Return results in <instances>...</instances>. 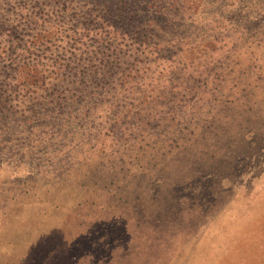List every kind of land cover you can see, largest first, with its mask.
<instances>
[{
    "label": "rangeland",
    "instance_id": "1",
    "mask_svg": "<svg viewBox=\"0 0 264 264\" xmlns=\"http://www.w3.org/2000/svg\"><path fill=\"white\" fill-rule=\"evenodd\" d=\"M63 1L74 22L109 0H0V43L21 5ZM176 2L178 51L125 67L142 84L0 136V264H264V0ZM46 35L50 75L76 39Z\"/></svg>",
    "mask_w": 264,
    "mask_h": 264
},
{
    "label": "trees",
    "instance_id": "2",
    "mask_svg": "<svg viewBox=\"0 0 264 264\" xmlns=\"http://www.w3.org/2000/svg\"><path fill=\"white\" fill-rule=\"evenodd\" d=\"M117 1V9H113V0H109L105 2L108 6L104 11L91 5L79 11L72 10L76 17L80 15L74 22L65 1L64 6L61 2V5L51 4L48 11L47 7H36L39 9L36 11L33 7L31 9L21 5L20 12L25 13H18L20 18L15 25L9 27L5 40L0 43V136L14 137L28 132L29 123L35 124L42 120L62 122L79 119L82 117L79 114L82 102L94 103L111 87L113 91H117L125 84L144 82L129 80L124 75L127 64L135 67L137 62L143 63V59L139 58L140 54H157L156 51L160 48L167 50L168 52H164L167 55L178 51L184 39L179 40L177 30L181 27L171 24L177 21L179 9L176 0ZM137 2H141L147 10H133L131 6H136ZM2 12L1 10L0 17ZM66 17L69 20L66 21ZM170 18L172 21L169 26ZM7 21L9 20L5 18L0 24ZM52 28L60 36L76 39V44L73 45L74 48H65L68 57H63L61 63L54 64V70L49 75L43 74L47 71L44 68L51 67L49 57L54 52L51 51L48 55L50 48L46 46L45 38L46 32H50ZM133 30L150 37L160 33L168 34L170 38H163L162 45L158 43L148 46L144 40L142 44L134 46L123 41L125 35L131 34ZM91 34L98 37V40L95 44L86 45L82 39ZM174 35L177 36L176 39L171 38ZM158 61L165 66L167 62H174L157 57L147 60L152 64ZM47 75L51 78L45 81ZM152 80L160 82V74ZM66 84H71L72 88H64ZM169 84L174 86L171 80ZM45 92L48 94L45 95ZM48 95L52 96L50 100Z\"/></svg>",
    "mask_w": 264,
    "mask_h": 264
}]
</instances>
